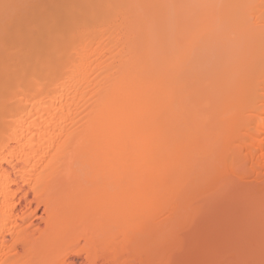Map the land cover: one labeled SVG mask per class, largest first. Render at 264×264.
Returning <instances> with one entry per match:
<instances>
[{
  "label": "bare ground",
  "instance_id": "obj_1",
  "mask_svg": "<svg viewBox=\"0 0 264 264\" xmlns=\"http://www.w3.org/2000/svg\"><path fill=\"white\" fill-rule=\"evenodd\" d=\"M73 256L264 264V0H0V264Z\"/></svg>",
  "mask_w": 264,
  "mask_h": 264
},
{
  "label": "rangeland",
  "instance_id": "obj_2",
  "mask_svg": "<svg viewBox=\"0 0 264 264\" xmlns=\"http://www.w3.org/2000/svg\"><path fill=\"white\" fill-rule=\"evenodd\" d=\"M79 257V256H78ZM73 261H75V263L79 264V262L81 261V258H77V256H73ZM79 261V262H78Z\"/></svg>",
  "mask_w": 264,
  "mask_h": 264
}]
</instances>
